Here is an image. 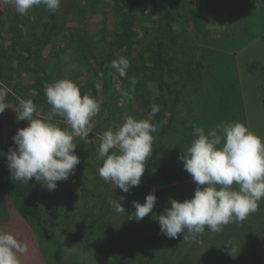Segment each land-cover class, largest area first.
Instances as JSON below:
<instances>
[{
  "label": "trees",
  "instance_id": "1",
  "mask_svg": "<svg viewBox=\"0 0 264 264\" xmlns=\"http://www.w3.org/2000/svg\"><path fill=\"white\" fill-rule=\"evenodd\" d=\"M86 1L81 6L85 13L71 16L77 19L66 20L69 24L66 27L58 8L54 13L46 9L42 15L39 13L30 32H24L22 27L9 31L10 47L0 49V71L5 65L13 67L15 64L21 75L29 78V83L23 82L20 76L13 84L8 82L10 92L1 85L0 91L5 93L6 102L15 108L21 99H30L47 114L50 106L46 102L45 86L58 80L74 82L81 96L88 94L100 105L99 112L90 120L97 141L105 131H115L122 125L120 120L124 113L125 120L129 116L138 121L148 120L157 131L152 133V154L146 160L141 182L129 193H123L100 176L96 181L89 180L78 164L69 178L77 184L83 197L96 199V215L92 217L93 212L87 211L84 201L78 211L68 209L59 213L39 198L41 181L33 178L26 184L12 178L7 154L9 149L16 148L12 138L19 127L17 120L12 121L13 134H7L2 113L0 195L11 198L21 220L43 240L45 248L48 241L47 256L39 247L45 264H64L63 253L71 250L70 264H158L162 244L159 235L147 233L136 242L112 246L96 239L97 226L107 214L117 212L115 200L122 204L127 199L140 198L148 186H166L173 181L192 179L179 157L194 139L192 130L199 112V104L196 105L199 95L193 94L191 89L193 84L201 83L208 67L195 42L201 34L200 30L196 33V29L201 23L219 25L223 37L246 31L247 17L254 10H264V0ZM65 50L78 51V64L86 75L64 73L71 64L75 65L71 69H77V58L72 62L61 58ZM121 57L130 61L125 76L111 67L112 61ZM154 105L158 111L153 115ZM190 118L193 123L189 124ZM52 122L62 128L66 121L56 116ZM100 144L92 147L93 153L99 150ZM99 159H102L101 167L104 158L99 156ZM257 212L261 215L258 224L264 229L263 205ZM208 250L213 252L211 254L217 253ZM220 260L221 264L228 262L222 255Z\"/></svg>",
  "mask_w": 264,
  "mask_h": 264
},
{
  "label": "clouds",
  "instance_id": "2",
  "mask_svg": "<svg viewBox=\"0 0 264 264\" xmlns=\"http://www.w3.org/2000/svg\"><path fill=\"white\" fill-rule=\"evenodd\" d=\"M3 3L11 4L20 15H25L41 4L54 13L60 0H3ZM111 67L125 76L130 61L121 57L112 61ZM131 82L134 84L135 80ZM44 91L50 106L47 114L30 99L19 101L15 111L17 119L26 120L28 126L17 129L13 136L16 148L9 149L7 166L15 180L27 184L35 178L52 191L57 182L67 180L80 163L75 154L74 135L88 137L90 120L99 112L100 105L88 94L81 96L77 85L70 80L46 85ZM5 109L10 108L5 93L0 91V114ZM157 111L158 107L152 106L151 114ZM56 116L70 125L71 132L52 122ZM156 131L148 120L138 121L131 116L117 130L105 131L99 146V156L104 158L99 176L123 193L139 186L146 160L152 154V133ZM193 136L191 145L179 159L196 184L194 195L183 202L170 198L171 207L154 217L161 233L168 238L175 239L187 230L183 240H195L204 233L205 227L211 232H220L222 226L243 221L255 212L258 202L264 198V143L257 135L239 122H222L207 134L203 128L196 127ZM234 184L239 186L238 190L233 189ZM132 204L135 212L129 219L139 221L152 212L156 196L150 193L143 204L137 201ZM114 207L124 213L122 204L116 200ZM227 246L230 254L236 253L231 244ZM27 251L26 244L0 231V264H19L18 254Z\"/></svg>",
  "mask_w": 264,
  "mask_h": 264
},
{
  "label": "crops",
  "instance_id": "3",
  "mask_svg": "<svg viewBox=\"0 0 264 264\" xmlns=\"http://www.w3.org/2000/svg\"><path fill=\"white\" fill-rule=\"evenodd\" d=\"M63 1L64 0H60L59 8L61 9V15ZM45 9L46 7L44 5L35 6L27 13V16L23 18L11 4L6 5L3 3V0H0V38H2L1 40L6 43L5 48L10 47L8 41L10 30L22 27L24 32H30L31 26L37 22L38 14L40 13L42 15ZM251 20L252 21L247 27V30L249 29L250 31L249 33L253 32L255 26L253 24V21H255L254 17H252ZM66 25L68 26L69 24ZM71 25H73V23ZM247 35L248 34H242L238 37L237 34L232 40L231 37L223 39L220 38L215 42L216 49H212L210 47L204 48V58L206 63L208 62V67L201 78L202 87H200L201 92L198 94L199 112L194 121V128H203L207 134L213 126L222 122L235 123L233 119H231L232 115H224L225 112L237 113L238 120H236V122L246 126L250 132L257 135L261 139L262 143H264V57L261 56L262 52L264 53V47L261 48L262 45L264 46V34L259 30L255 36L249 38ZM245 38L246 41H244ZM261 39L263 41H261ZM241 40L242 42H240ZM248 49L251 50L247 51ZM4 51H7V53L9 52V50ZM210 52L215 54V60H222L225 63V66L226 63L228 65H231L232 63L234 64L238 73L233 82H227L226 79L222 80V76L225 72L213 70L216 66H212L211 64V60L209 59ZM250 53H253L252 57L249 56ZM251 62L254 63L251 65ZM226 74L229 75L230 73ZM25 79H27V81ZM243 79H247L248 84L247 82L244 83ZM21 80L26 83L29 82V78L26 74H22ZM246 84L247 89L245 88ZM251 90L254 92L255 100L253 117L254 119H257V124L255 127L253 126V128L257 130L250 129L249 119L244 112V108L247 106L245 102V94L246 91L251 92ZM230 93L235 94L237 97V103L233 100L228 102L229 98H227V96H229ZM193 138L195 137L193 136ZM180 186H184L185 188L188 187V191L194 195L196 184L192 179H190L185 182L173 181L166 186H148L140 198L128 199L123 202L122 207L124 208V213L118 212L117 215L113 217V219L116 218V224L118 225L111 228L107 243L112 246H123L134 239H138L142 232H157V225H154L155 223H150V218L154 208L148 216L139 221L129 219V216L132 215L135 210L132 202L137 201L143 204L145 202V197L150 193H154L156 196V204L154 207H156L159 200H163L164 196H166V193H172L175 188H180ZM232 187L234 190L239 189V186L235 184ZM181 190L182 189L175 190L176 194H178L177 192ZM173 199L178 202L183 200L177 196L173 197ZM258 203V209H260L262 205L264 207V198H262ZM164 206L165 205H162V208ZM260 217L261 215H259L256 210L255 212H252L251 215L249 214L243 221H234L222 226V231L220 232H211L207 227H205L202 235H197L195 240H189V245H191L192 249L199 251V253L202 251L203 254L206 252V248L221 251L222 254L227 255L228 258L232 254L233 257L229 260L233 264H264V229L258 224L260 222ZM135 225L136 227H134ZM135 228H140L142 230L139 235H136L137 233L134 235L129 232L130 229H133L134 232ZM99 241L101 240L99 239ZM197 241H199V243ZM229 244L236 249V253L239 252L237 255L236 253L230 254L229 246H227Z\"/></svg>",
  "mask_w": 264,
  "mask_h": 264
},
{
  "label": "rangeland",
  "instance_id": "4",
  "mask_svg": "<svg viewBox=\"0 0 264 264\" xmlns=\"http://www.w3.org/2000/svg\"><path fill=\"white\" fill-rule=\"evenodd\" d=\"M86 3H87L86 0H64L62 2L63 26H67L66 20L69 21V20L77 19L71 16L84 14L85 12L82 10L81 6H84ZM252 17H254V20H255L253 21V24L255 25L253 32L249 33L250 32L249 29L247 31L241 30L239 33L237 32L235 35L230 36L231 40L234 39V36H236L237 34H238V37L242 34L243 35L248 34L247 36H249V38L252 36H255L259 30L262 31V33L264 34V10L257 9V10L252 11L251 15L247 17V20H249V23L252 21L251 20ZM207 25H205L204 23H201L198 25V28L196 29V33H198V31L200 30L201 34H199L200 35L199 37L198 36L196 37L195 42L200 52L203 55H204V48L210 47L212 49H216L215 42L217 41V39L227 38V37H223L222 29L220 28L219 25H213V26L212 25L207 26ZM247 27H248V24H247ZM202 34H204L205 36H202ZM1 39L2 38H0V49L1 48L4 49L6 43L3 42V40ZM244 41H246V38L244 39ZM261 41L263 40L261 39ZM240 42H242V40ZM61 47L65 49L64 44H62ZM263 47L264 46L262 45L261 48ZM250 50L251 49H248L247 51H250ZM68 53H70L69 54L70 56L72 55L71 58H66L67 56H69V55H66ZM77 56H78L77 50L75 52L73 51L72 53L70 50H65L61 58L67 59L66 61L68 62H72V60H75ZM249 56L252 57L253 53H250ZM261 56L264 57L263 52ZM209 59L211 60L212 66L213 65L216 66L214 67L213 70L225 72V74L222 76V80L226 79L227 82H230V83L233 82L234 78L236 77L238 73L233 63L231 65H228L226 63V66H225V63L222 60H218V61L215 60L216 57L213 52H210ZM76 60L77 61L75 63L77 65V69H74V68L71 69L75 65L71 64L68 66V63H66L65 66H68L67 68L69 69H67L66 72H64L65 74H68L67 71L71 73L69 75H76L78 73L85 74L83 67L78 64L79 59L77 58ZM253 63L254 62H251V65ZM255 63H258V62H255ZM222 66H224L225 68ZM226 73H230V74L227 75ZM20 76L22 75L20 73V70L16 67V65H13V67H8L5 65L4 68L0 71V85L2 86V88H4V90L11 91V88L8 86V82L13 84V82H15L14 80H16ZM25 80L27 81V79ZM243 80H244V83L247 82V79H243ZM243 80H242V83H243ZM201 84L202 83L193 84L191 92L198 96V93L201 92L200 90V87H202ZM247 84L245 86L246 89H247ZM251 92L253 91L251 90ZM251 92L246 91L245 102L247 106L246 108H244V112L247 118L249 119L250 129L257 130L253 128V126L255 127L257 124V119H254L253 117V108L255 107L254 105L255 100H254V92L253 93ZM13 95L16 96L14 93ZM197 96L196 98H198ZM227 98H229L228 102L230 100H233L235 101V103H237V97L235 96L234 93H230L229 96H227ZM196 105L198 107V103H196ZM8 106L10 109H5L2 117L4 118L5 129H7L6 133L11 134L12 136L13 134V126H12L13 123H11L12 121L15 123L17 120V126L19 127V129L20 128L23 129L27 127L28 122L26 120L21 121L17 119V114L15 113L17 107L15 108L10 104H8ZM224 115H230V116L232 115L231 119H233L234 122L238 120L237 113L225 112ZM125 117H126V113L123 114L120 120L122 121L121 122L122 124L125 121ZM189 120H190L189 124L193 123L191 122V118ZM62 125H64L62 126V129L71 132L70 125H68L66 122H64ZM213 128H215V126H213L212 129ZM96 135H97L96 132H94L90 127V133L88 137L82 138L80 136L74 135V138H73V143L76 145L75 154L79 157V160H80L79 165H81L82 167V172L89 180H93V181H96V179L99 177V172H98L100 168L99 164L102 163L101 161L102 159H99V150H97L96 153L95 152L93 153V149H92L94 145L97 146L100 142H102L101 137H99V140L97 141ZM38 189H39L38 190L39 198L46 205H48L50 208H52L53 210L59 213L68 211V209L73 210V211H76V210L78 211L80 208H82V205H83L82 202L84 201L86 206H88L87 211L89 210L93 212L91 214L93 215L92 217L96 215L94 214L97 208V205H95L96 199L92 200L91 198L83 197L82 192L79 190V187L71 178H68L67 180H64V181H58L55 190H52V191L47 190V188L44 187V182L41 181L38 185ZM177 189H182V190L177 192L178 194H176L175 190ZM188 189H189L188 187L185 188L184 186H180V188H175L172 193H166L165 194L166 196H164L163 200H159L158 205L154 207L153 209V212L150 218V223L151 224L155 223L154 225H157V229H156L157 232H155L154 234L159 235L161 237V242H162L161 250H160V254H161L160 261L158 264H221V260H220L221 255L225 256L226 260H228V262L223 261L222 262L223 264L231 263L229 259L230 258L232 259L233 257L232 254L228 258L227 255L221 254L222 252L218 250H216L217 253L211 254L213 252L208 250L209 248L208 249L206 248V252H204L203 254L202 251L201 253H199V251L192 249L191 245H189V240L191 239L183 240L184 235L186 234L187 230H185L184 233L178 234L177 238L175 239L168 238L163 233H161L159 222L154 217L159 216L160 214L163 213L165 209L171 207V204L169 202L170 198L173 199V197L177 196L180 199H183L181 200V202H183L185 199H191L193 197V194H191L188 191ZM130 199H137V198H130ZM162 205H165V206L162 208ZM134 212L135 210L133 211V213ZM117 213L118 212L114 214H107L97 226L95 237L98 241L99 239L101 240L99 242L101 243L108 242V237L110 236L111 228L118 225L116 224L117 222L116 218L113 219V217L117 215ZM17 220L19 221V223ZM134 227H136V225ZM0 231H5V232L12 234L19 242L27 245L28 251L23 254H18L19 264H45L44 259L42 258L43 255L41 256L39 254V250H40L39 247L43 248V252L45 253L44 255L47 256L50 250L48 241H47L46 248H45V243L43 242V240L39 237H36L34 233L32 232L31 228L25 222L21 220L17 212V209L15 208L14 202L7 195H3V196L0 195ZM141 231L142 230L140 228L139 229L135 228L134 232H133V229L129 230V232L134 235L136 233H137L136 235H139ZM145 234L147 233L142 232L139 237L144 236ZM136 241L137 239L133 240V242H136ZM71 252L73 253L72 250L70 252L68 251V252L63 253V263L64 264L71 263V260L69 259L71 257L70 256ZM234 264H238V263H234Z\"/></svg>",
  "mask_w": 264,
  "mask_h": 264
}]
</instances>
